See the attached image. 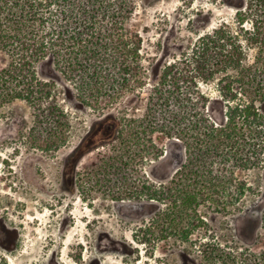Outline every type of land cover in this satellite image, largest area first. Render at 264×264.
<instances>
[{
    "label": "rangeland",
    "instance_id": "rangeland-1",
    "mask_svg": "<svg viewBox=\"0 0 264 264\" xmlns=\"http://www.w3.org/2000/svg\"><path fill=\"white\" fill-rule=\"evenodd\" d=\"M261 1L133 0L144 73L134 93L82 103L63 74L37 67L56 84L67 141L47 150L27 105L0 107V264H264V130L240 118L233 143L186 148L195 140L172 114L180 99L198 100L214 124L225 122L222 77L232 72L209 75L216 58L198 55L199 39L226 26L254 71L260 50L248 39ZM8 60L1 52L0 69ZM233 87V103L242 105V87ZM256 107L264 116V103ZM129 119L146 132L123 150L117 134ZM235 153L257 163L232 168L225 159ZM190 172L202 177L198 184L188 182ZM232 172L250 189L234 202L224 194ZM186 186L194 201L183 211Z\"/></svg>",
    "mask_w": 264,
    "mask_h": 264
},
{
    "label": "trees",
    "instance_id": "trees-1",
    "mask_svg": "<svg viewBox=\"0 0 264 264\" xmlns=\"http://www.w3.org/2000/svg\"><path fill=\"white\" fill-rule=\"evenodd\" d=\"M259 9L261 21L248 39L260 50L254 71L243 65L245 50L226 26L199 39L198 55L204 57L209 52L216 58H212L207 73L214 75L226 70L232 73L222 77V97L227 110L223 124H214L207 116V106L198 100L182 98L172 111L182 133L187 132L195 140L185 143L186 148H217L233 143L240 118L252 117L256 128L264 130V116L256 107L257 102L264 103V0ZM133 11V0H0V53L9 58L0 69V107L14 101L24 103L32 112L34 130L42 129L48 139L42 145L47 150L64 146L68 121L58 104V89L55 82L39 78L37 67L47 66L49 70L53 67V71L63 74L77 90L76 99L82 103L106 101L142 89V39L130 24ZM244 19V15L239 18V25H243ZM235 83L243 90V97L238 99L242 105L233 103L238 96ZM148 100L151 103V96ZM141 122L134 119L122 122L117 140L123 150L140 143L139 135L146 132V125ZM153 146L148 139L144 152L149 154ZM254 163L257 159L236 153L225 159V164L232 168ZM190 177L193 178L188 182L194 185L202 179L191 172ZM187 188L183 187L180 193L183 211L188 202L194 201L187 196ZM249 191L241 177L230 173L224 194L231 202L240 200ZM198 193L203 194L201 189Z\"/></svg>",
    "mask_w": 264,
    "mask_h": 264
}]
</instances>
